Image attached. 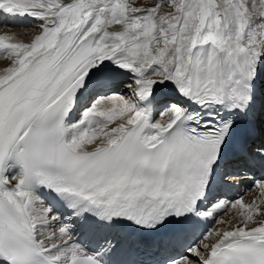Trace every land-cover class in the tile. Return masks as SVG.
Masks as SVG:
<instances>
[{
  "label": "snow or ice",
  "instance_id": "snow-or-ice-1",
  "mask_svg": "<svg viewBox=\"0 0 264 264\" xmlns=\"http://www.w3.org/2000/svg\"><path fill=\"white\" fill-rule=\"evenodd\" d=\"M0 14V264H264V0Z\"/></svg>",
  "mask_w": 264,
  "mask_h": 264
},
{
  "label": "bare ground",
  "instance_id": "bare-ground-1",
  "mask_svg": "<svg viewBox=\"0 0 264 264\" xmlns=\"http://www.w3.org/2000/svg\"><path fill=\"white\" fill-rule=\"evenodd\" d=\"M145 2H150V0H145ZM4 24H9V25H15L14 27L12 28H9V29H4L3 31H10V32H14L16 33L17 35L23 37V38H27V36L30 34L26 31V26H21L22 23H19L17 22V20H12V22L10 23H4ZM4 66V62L3 61H0V67H3ZM256 193H250L249 195V198L247 199L248 201H250L251 199H253L255 197ZM230 215L229 214L228 216H225L223 217L224 219H229L230 218Z\"/></svg>",
  "mask_w": 264,
  "mask_h": 264
},
{
  "label": "rangeland",
  "instance_id": "rangeland-1",
  "mask_svg": "<svg viewBox=\"0 0 264 264\" xmlns=\"http://www.w3.org/2000/svg\"><path fill=\"white\" fill-rule=\"evenodd\" d=\"M250 195V194H249ZM249 195H248V197L246 198V199H248L249 198Z\"/></svg>",
  "mask_w": 264,
  "mask_h": 264
}]
</instances>
